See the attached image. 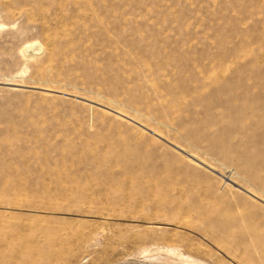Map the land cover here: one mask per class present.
Instances as JSON below:
<instances>
[{
    "label": "rangeland",
    "instance_id": "obj_1",
    "mask_svg": "<svg viewBox=\"0 0 264 264\" xmlns=\"http://www.w3.org/2000/svg\"><path fill=\"white\" fill-rule=\"evenodd\" d=\"M0 264H264V0H0Z\"/></svg>",
    "mask_w": 264,
    "mask_h": 264
},
{
    "label": "bare ground",
    "instance_id": "obj_2",
    "mask_svg": "<svg viewBox=\"0 0 264 264\" xmlns=\"http://www.w3.org/2000/svg\"><path fill=\"white\" fill-rule=\"evenodd\" d=\"M253 196H255V195H253ZM256 197V196H255Z\"/></svg>",
    "mask_w": 264,
    "mask_h": 264
}]
</instances>
